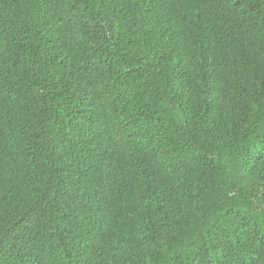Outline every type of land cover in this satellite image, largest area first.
Segmentation results:
<instances>
[{
	"label": "trees",
	"instance_id": "16d2710c",
	"mask_svg": "<svg viewBox=\"0 0 264 264\" xmlns=\"http://www.w3.org/2000/svg\"><path fill=\"white\" fill-rule=\"evenodd\" d=\"M0 264H264V0H0Z\"/></svg>",
	"mask_w": 264,
	"mask_h": 264
}]
</instances>
